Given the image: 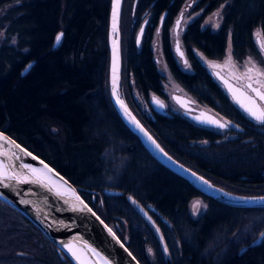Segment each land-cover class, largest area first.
Returning <instances> with one entry per match:
<instances>
[{"label":"trees","instance_id":"obj_1","mask_svg":"<svg viewBox=\"0 0 264 264\" xmlns=\"http://www.w3.org/2000/svg\"><path fill=\"white\" fill-rule=\"evenodd\" d=\"M184 1L136 0L132 13L150 12L153 21L165 17L162 50L172 78L241 131L220 140L209 127L176 114L148 108L140 116L122 98L174 159L229 193L264 195V125L254 124L233 105L192 52L221 59L230 32L234 59L254 53L253 31L264 39V0H199L205 14L228 3L217 32L201 29L200 19L184 30L181 39L190 71L177 66L167 42L168 26ZM9 4L15 5L2 18L7 27L0 45V130L68 180L141 264H264V206L231 207L204 196L155 160L117 114L108 83L110 0H0V8ZM123 4L121 73L132 76L144 97L161 95L162 77L148 43L137 49L125 36L124 23L132 13ZM58 32L62 38L53 47ZM194 198L206 206L197 217L189 212ZM3 236L14 237L5 241ZM14 240L35 252L16 247L4 256L5 264H73L36 226L0 200V241L10 247Z\"/></svg>","mask_w":264,"mask_h":264},{"label":"water","instance_id":"obj_2","mask_svg":"<svg viewBox=\"0 0 264 264\" xmlns=\"http://www.w3.org/2000/svg\"><path fill=\"white\" fill-rule=\"evenodd\" d=\"M122 0H119L117 8V19H116V28L113 29V0H110L109 6V18H108V83H109V95L111 102L113 103L115 110L125 125L133 132L146 151L161 165L166 167L168 170L186 180L193 188L204 196L213 198L215 201L238 208H256L264 206V195L260 196H238L232 193H229L213 184L208 182L204 177L186 167L172 156H170L154 139L146 127L130 112L129 108L128 113L126 114L123 109L117 104L116 98L113 96V83H112V68H113V49L114 41L115 47L118 54V81H117V94L119 99L122 98L119 95V86H120V74H121V54H120V31H119V17H120V7ZM144 23L140 27L137 36L141 37V29H143ZM62 34L58 32L55 36L53 47H56L59 43L56 42L57 35ZM258 48L264 55V51L261 49V39L259 37L255 40ZM177 56L181 57L176 50ZM182 60V59H181ZM33 62H29L26 67L23 69L22 74H24ZM211 74L214 79L222 86L223 91L228 96L230 101L237 107L246 117L253 120L248 116V114L241 107V104H246L247 101L244 99V96L253 98L256 100L257 105L264 109V102L259 101L255 97V94L247 87L250 81H246L244 86L238 85L229 79L227 76L222 74L217 69H211ZM252 84V83H251ZM253 88L259 89L260 92L264 93L259 86H254ZM241 93L244 95L242 96ZM152 96L150 99L151 106L158 112L164 111V107H159L154 101ZM157 98V97H156ZM161 101L159 98H157ZM173 101L180 107L182 110L188 111L192 110L195 113H184L188 116L195 124L217 129H225L228 127L227 122L219 119L214 114L199 109H193L191 104L193 101L181 94L173 93ZM123 101V100H122ZM239 101V103L237 102ZM124 102V101H123ZM162 102V101H161ZM126 105V103L124 102ZM127 106V105H126ZM139 122V125L144 129L149 136L152 137V140L156 142L160 147L156 148V144H153L152 141L148 140L147 136L144 135V132H141L139 128L136 127V123ZM216 121L220 124H225L224 128H219L216 124L210 123V121ZM254 121V120H253ZM5 137L13 141V144H7L5 141L0 140V153H7V156L0 155V162H4L10 166L11 169L16 171L26 172L25 169L20 167L23 164H28L30 166L39 167L47 165L49 169L52 170L54 176L62 178L66 182L67 186L71 191H61L64 195H57V192L60 190L52 187L48 182L40 183H21L17 184L15 181L10 182L9 187L0 186V200L7 203L9 206L17 210L22 214L27 220H29L34 226H36L40 232L46 237V239L54 245L59 251L65 254L73 264H98L96 256L102 257L103 260L107 261L108 264H141L134 255L129 251L127 246L121 239L116 235V233L108 226L90 207V205L79 195L76 188L66 180L60 173L54 170L48 163L43 159L36 156L34 153L26 149L8 134L0 130ZM19 145V148L15 147ZM23 149V151H21ZM160 149L163 151L161 152ZM30 153L31 155H27ZM20 157L17 159L16 157ZM35 157V159H33ZM169 157L171 159H169ZM42 162V163H41ZM195 174V175H193ZM207 181L208 184L203 183ZM211 185V187H209ZM73 191L75 195L79 196L81 200L87 204L88 208L92 211H75L72 207V201L74 200ZM108 193H114V191L106 190ZM67 201V202H66ZM153 209L152 207H150ZM138 210L145 216V218L153 224V221L148 216L147 212L140 206ZM92 213H95L93 215ZM99 217V219H97ZM102 221V222H101ZM108 229H111L110 233ZM264 235V230L261 233V236ZM123 245V246H121ZM69 246L71 250H69ZM94 250V251H90ZM98 253V255H97Z\"/></svg>","mask_w":264,"mask_h":264},{"label":"rangeland","instance_id":"obj_3","mask_svg":"<svg viewBox=\"0 0 264 264\" xmlns=\"http://www.w3.org/2000/svg\"><path fill=\"white\" fill-rule=\"evenodd\" d=\"M198 2H199V0H185L182 7L178 10L176 15L172 18L171 23L168 26V31H167V41L169 43V48H170L169 50L171 52V55L173 56L174 61L177 63V65L180 66V63L181 64L183 63V68L186 71H190L191 69H190L189 61H187V59H186V48L183 45V42L181 39L184 30L186 29V27L189 24L200 19V28L201 29H209L211 32H217L218 29L220 28V25L222 22L224 8H225L226 4L228 3V2L220 3L210 13L205 14L204 13V7L202 5H199ZM122 4H123V0L121 3L120 10L122 9ZM135 4H136V0H132V3H131V0L130 1L126 0V1H124L123 9H125V10L127 9L129 12L132 13L134 11ZM14 5L15 4H9V5H6L2 8H0V45L6 39L5 31H6V27H7V22L3 21L2 18ZM182 13H183V19L181 21L180 28L174 31L175 26H176V22L179 18H181ZM217 13H218V15H215ZM129 17H130V22L124 23V25L125 24L128 25V32L125 36L127 37V39H130L131 43L135 44L137 49L139 46V44L138 45L136 44L137 33H138L140 27L142 26L141 24L146 23V22H144L145 21L144 19L149 20L148 27L145 30V35H144L143 40L147 41L149 48L152 50V53H153L152 56L154 57V59L157 60L156 61L157 70H158L160 76L162 77L161 84H162V91L164 94V97H160V96H158V97L162 101V103L165 105L167 115H170V114L176 113V112L178 114L181 113L179 108L175 105V103L172 101V99L170 97V95L172 93H178V94H181L183 96H186L195 102L196 108L202 109V110H205V111H208L210 113H214V114L218 115L213 109H211L210 107H208L207 105H205L203 103L198 102L191 94L187 93V91L185 89H183L170 75L168 68L165 64V61L163 60L162 50H161V43L163 40L162 39L163 31L161 33L159 32V34L157 32L158 24L160 21H162L161 17L159 19H157L156 21H153L152 13H150V12H145V13L140 14L138 16H136L134 13H132ZM163 18H164L163 23H165V17H163ZM163 26H164V24H163ZM119 31H120V29H119ZM177 32H178V35H177ZM257 33H260V32L258 30H254L252 33V38H253L256 50L254 51V53L248 54L247 56H245L244 58H242L240 60L234 59L232 56L231 43H230V32L227 33L224 56L221 59H217V60L207 59L201 52H199L198 50H195V49H192V52L195 55V57L197 58V60L199 61V63L205 68L206 72L211 76L212 80L222 90H223L222 86L216 81V79L213 78V76L211 74V69H217L218 71H220L222 74L227 76L229 79H231L236 84L244 86V83L246 81H250L247 78V76L244 75L247 72L248 68L255 65V67L257 69H259L261 72H264V55L261 52V50L258 48V46L255 42L257 37H259L261 39L262 43H264V39L261 36V34L257 35ZM125 36L122 35V39ZM177 40H179L180 50L184 54L183 55L184 59H182L181 62L177 59V57H175V55L173 54V50H172L173 49L172 46L177 45ZM120 41H121V39H120ZM10 43L13 44V39L10 41ZM120 50H121V46H120ZM120 54H121V52H120ZM229 56H231V64L226 65L225 62ZM185 61L187 62V64L185 63ZM213 63L221 65V67H219V68L210 67V64H213ZM251 75H252V80L250 82L254 86H259L260 89L264 92V75L257 76L255 71ZM132 79L133 78L129 73L122 72L120 74L121 89L119 86V95L121 98H122V94L124 95L128 105L129 106L131 105L130 108L132 109V111H135L136 113H138L140 115L143 113L145 114L147 111V108H148V99L144 100L142 98V96L136 90V87L134 86ZM257 80H259L260 83H257ZM122 100H123V98H122ZM132 111L130 110L131 113H132ZM142 111H143V113H142ZM218 117H219V115H218ZM240 131H241L240 127L238 125H236V123L234 121H232L229 124V127L227 129L216 130V132L220 135V140H227L229 138H235V137H237V134ZM200 142L201 141H197L196 143L199 144ZM127 200L129 201L130 204L134 205V203H133L134 200L131 196H127ZM195 201H200L202 206H201L199 212L196 215H193L192 205ZM204 206H205V202L201 198H194L189 202V212L193 217H197L205 210ZM110 228L112 229L111 226H110ZM15 235H19V233L14 234V236ZM14 236H11V237H14ZM11 237L4 238V236H3L2 238H4L6 241V240H9V238H11ZM16 244H18V243H17V241L14 240V246L8 247L4 241H0V246H2L0 248V258L2 257V260H0V264H5L6 261H4L3 259H4L5 255H7V254L9 255V250L15 249L16 247H17L16 249H18L19 247H21V246H18ZM21 248L25 249L23 252H25V251L27 252L28 250L31 251L32 253L35 252L34 249L30 250L29 247L28 248L21 247ZM36 253H37V251H36ZM7 264H15V263L11 262V261H7Z\"/></svg>","mask_w":264,"mask_h":264},{"label":"snow or ice","instance_id":"obj_4","mask_svg":"<svg viewBox=\"0 0 264 264\" xmlns=\"http://www.w3.org/2000/svg\"><path fill=\"white\" fill-rule=\"evenodd\" d=\"M118 3L119 0H113V29L115 30L116 28V19H117V8H118ZM223 7V6H222ZM215 15H218L215 14ZM163 17H161V20L163 21ZM183 19V13L181 14V18H179L176 22V26H175V30L180 28V24L181 21ZM141 32H143V29H141ZM158 34H159V29L157 30ZM178 35V32H177ZM257 35H260V33H257ZM62 38V34L57 35L56 37V42L59 43L61 41ZM140 42V37L138 36L137 38V43L139 44ZM261 49L262 51H264V43L261 44ZM176 50L179 53V55L181 57H183V52L180 50V44H179V40H177V45H176ZM185 63L187 64V62L185 61ZM226 65L231 64V56L228 57V59L225 62ZM210 67L213 68H219L221 67V65L218 64H210ZM255 71L257 76H262L264 75V72H261L259 69H257L255 67V65H253L252 67L247 69V72L244 74L245 76H247V78L251 81L252 80V73ZM112 72H113V76H112V83H113V96L116 98V102L117 104L123 109V111L130 115V113H128V109L127 106L124 104V102L122 100L119 99V96L117 94V81H118V54H117V50L115 47V41H114V49H113V68H112ZM257 83H260L259 80H257ZM247 87L255 94V97L259 99V101L264 102V93L260 92L259 89L257 88H253L252 84L249 83L247 85ZM241 95L243 96L244 94L241 93ZM244 99L247 101L246 104H241V107L244 109V111L248 114V116L250 118H252L255 122L264 125V109H261L257 103L256 100L247 96H244ZM153 101L161 108L164 107L163 103L161 101H159L156 97H153ZM239 103V101H237ZM133 122H135L133 120ZM136 123V127L140 129L141 132H144V135L147 136L148 140L152 141L153 144H156V142L154 140H152V137L149 136L147 134V132L144 131V129L139 125V122H135ZM210 123L216 124L217 127L219 128H224L225 124H220L217 123L216 121H210ZM0 140L5 141V143L7 144H13L14 142L9 140L7 137H5L2 133H0ZM15 147L19 148V145H15ZM159 145L156 144V148L159 149ZM21 151H23V149H21ZM160 151L162 152L163 150L160 149ZM27 155H31L30 153H26ZM0 155L3 156H7V153H0ZM17 159H20V157H16ZM33 159H35V157H33ZM169 159H171L169 157ZM42 163V162H41ZM20 167H22L23 169L26 170V172H20V171H16L15 169H11L9 165H7L4 162H0V186H4V187H9L10 182L15 181L17 184H21V183H40L43 184L45 181H47V177L48 174L52 172L51 169L48 168V166L45 164L43 165V169H38L36 167L30 166L28 164H23ZM46 170V171H45ZM195 175V174H193ZM62 179V178H61ZM66 183V182H64ZM203 183L208 184V182L205 180L203 181ZM209 187H211V185H209ZM73 197L74 200L72 201V207L73 210L75 211H88L91 212L92 210L90 208H88L87 204L84 203L83 200L80 199L79 196L75 195L74 191H73ZM57 195H64L63 192L58 191ZM67 202V201H66ZM133 203H135V201H133ZM201 202L200 201H195L192 205L193 208V215H196L200 208H201ZM206 207V206H204ZM93 215H95V213H92ZM97 219H99V217H97ZM102 222V221H101ZM108 231L111 233L112 230L108 229ZM123 246V245H121ZM69 250H71V247L69 246ZM90 251H94L91 250ZM165 251L167 252V249L165 248ZM98 255V253H97ZM101 259H103L101 257ZM104 264H108V262L105 260Z\"/></svg>","mask_w":264,"mask_h":264},{"label":"flooded vegetation","instance_id":"obj_5","mask_svg":"<svg viewBox=\"0 0 264 264\" xmlns=\"http://www.w3.org/2000/svg\"><path fill=\"white\" fill-rule=\"evenodd\" d=\"M145 21L144 22H146V23H144L145 25H144V29H143V33H142V36L140 37V42H139V46H138V49L139 48H141L143 45H145V43L147 42V41H145V40H143L144 39V35H145V30L147 29V27H148V23H149V20H147V19H144ZM164 21H160L159 22V24H158V27H157V29H159V32L161 33L162 32V27H163V23ZM142 25V24H141ZM168 31V30H167ZM163 39V38H162ZM163 41V40H162ZM168 42V41H167ZM138 45V44H137ZM162 47H163V44L161 43V50H162ZM168 48H169V43H168ZM172 50H173V54L175 55V57H177V59L181 62V59H184L183 57H178L177 56V54H176V52H175V46H172ZM170 49V48H169ZM170 51V50H169ZM171 53V52H170ZM162 56H163V60H164V55H163V50H162ZM173 57V56H172ZM174 59V58H173ZM187 59V58H186ZM157 60L155 59V62H156ZM188 61V60H187ZM176 63V62H175ZM166 64V63H165ZM177 64V63H176ZM156 66H157V63H156ZM167 66V65H166ZM177 66H179V65H177ZM179 67H181V69H184L183 68V63L181 64L180 63V66ZM185 70V69H184ZM184 89V88H183ZM139 92V91H138ZM187 93H189L188 91H187ZM139 94L142 96V98L144 99V100H147L148 99V108L151 110V108L153 109V111L154 112H156V113H161V114H164V115H167V111H166V108L164 107V111H161V112H158V111H156L152 106H151V104H150V99H151V97L152 96H156L157 98H159L158 96H160V97H164V94H163V91H162V93H161V95H157V94H154V93H149L148 95H147V97H144L143 96V94L142 93H140L139 92ZM173 94V93H172ZM172 94L170 95V97H171V99H172ZM190 94V93H189ZM149 97V98H148ZM195 98V97H194ZM172 101H173V99H172ZM193 101V100H192ZM174 102V101H173ZM175 103V102H174ZM175 105L177 106V104L175 103ZM191 106H192V108L193 109H196V110H199L198 108H196V106H195V102L193 101V103L191 104ZM178 107V106H177ZM148 108H147V111H148ZM179 108V110L181 111V113H172V114H170V115H168V116H171V115H174V114H176V115H178V116H180V117H182L183 119H185L186 121H189L190 123H193L194 125H197V124H195L188 116H186L184 113L186 112V113H191V114H194L195 112V110L194 111H192V110H188V111H185L184 112V110H182L180 107H178ZM146 111V113H148ZM142 113H143V111H142ZM212 114H214V113H212ZM140 115V114H139ZM216 117H218V115H216V114H214ZM140 116H144V113L143 114H141ZM219 119H221L220 117H218ZM248 119V118H247ZM250 120V119H249ZM140 121V120H139ZM254 124H256L253 120H251ZM141 122V121H140ZM142 123V122H141ZM143 124V123H142ZM144 125V124H143ZM257 125H259V124H257ZM197 126H200V125H197ZM228 127H229V124H228ZM206 128H208V127H206ZM210 130H213L214 132H216V130H222V129H217V128H209ZM224 130V129H223Z\"/></svg>","mask_w":264,"mask_h":264},{"label":"bare ground","instance_id":"obj_6","mask_svg":"<svg viewBox=\"0 0 264 264\" xmlns=\"http://www.w3.org/2000/svg\"><path fill=\"white\" fill-rule=\"evenodd\" d=\"M36 168L43 169V166H39V167H36ZM46 182H48L52 187H54L57 190H60V191H71L70 188L67 186V184L64 183V181L61 180L60 178L54 176L52 172L48 174ZM95 258H96L98 264H104V260L103 259H101L98 256H96Z\"/></svg>","mask_w":264,"mask_h":264}]
</instances>
